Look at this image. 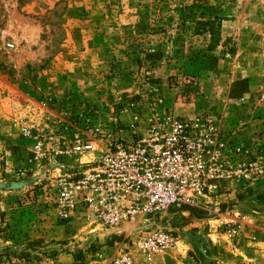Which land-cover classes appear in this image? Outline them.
I'll return each instance as SVG.
<instances>
[{
	"label": "rangeland",
	"instance_id": "rangeland-1",
	"mask_svg": "<svg viewBox=\"0 0 264 264\" xmlns=\"http://www.w3.org/2000/svg\"><path fill=\"white\" fill-rule=\"evenodd\" d=\"M206 21H212V37ZM155 98L176 115H210L224 141L237 148V165L264 169V0H0V264H73L59 262L69 230L55 227L63 222L57 225L42 208L38 176L28 171L20 136L26 112L35 120L44 109L85 110L128 123L133 113L145 117ZM230 181L196 217L228 212L245 193L264 190V174ZM178 215L160 222L175 245L151 261L135 255L134 264H264L259 234L237 243L235 237L230 251L208 242L207 254L199 256L187 237L197 227L181 229L193 218ZM245 219L240 224L264 233V221ZM44 230L48 245H41ZM112 242L96 238L84 264H105ZM20 252L28 259H18Z\"/></svg>",
	"mask_w": 264,
	"mask_h": 264
},
{
	"label": "built area",
	"instance_id": "built-area-1",
	"mask_svg": "<svg viewBox=\"0 0 264 264\" xmlns=\"http://www.w3.org/2000/svg\"><path fill=\"white\" fill-rule=\"evenodd\" d=\"M161 103L155 98L145 117L133 113L128 123L85 110L44 109L35 120L26 112L20 136L28 171L38 176L41 206L56 224L76 223L70 241L91 240L80 254L102 236L113 240L105 264H134L135 255L151 261L177 242L162 220L182 207L207 211L223 182L264 174L252 164L237 165V148L224 141L210 115H176ZM226 221L223 235L232 241L240 228Z\"/></svg>",
	"mask_w": 264,
	"mask_h": 264
},
{
	"label": "crops",
	"instance_id": "crops-1",
	"mask_svg": "<svg viewBox=\"0 0 264 264\" xmlns=\"http://www.w3.org/2000/svg\"><path fill=\"white\" fill-rule=\"evenodd\" d=\"M259 184L261 187L262 186L264 187V181L259 183ZM220 191H221V187H219V189H218V192H220ZM239 194H240V192H239ZM259 194H261V195H259ZM227 195L229 196L230 194H227ZM258 196H262V197L261 198L259 197V199H258ZM236 203L239 205L232 206L233 209L229 210L228 212L226 211V209H224L223 212L219 211L220 213H218L216 215L217 217L214 216L212 218L206 217V216L210 215L209 213L203 214V218L193 219L191 222H187V224H185L183 227H181V229L187 228L189 226L194 227V228L197 227V231L194 232V234H200L202 232L204 235L202 237H204L207 242H211L213 244V246H215L219 249H222L223 251H226V250L230 251L233 241H231V242L230 241H223V239H222V237L224 235L221 232V230H223V228H225L226 224L220 223L223 226L219 227L220 224L218 226H212L211 223L220 222L221 217L224 219L231 218L232 220L238 222L239 224H240V220L242 221L244 218H246L244 222H247L246 221L247 219H249V222H251L253 219H257V220L259 219V223L261 221H264V190H262L261 193L255 192V190L251 191L250 193H245L242 198H240L239 200L236 201ZM221 207L223 209V206H221ZM179 215L177 214V217ZM181 215L185 216V218H188L186 213H181ZM177 217H175L174 220ZM73 225L74 224L71 223L69 225L68 224L62 225V226L58 225L55 227L56 228H64L66 230H69V233L66 234V236H68V238H66V239L70 240L73 237L72 231L75 229V228H72ZM217 227H218V229H217ZM56 228L51 227L53 232H56ZM239 228H240L239 234L237 235V237L234 240V242L236 241V243L239 242L240 239H242V241H244V239H246L247 237L248 238H256L258 236L257 234H259V236H261L260 237L261 240H262V238L264 240V233L255 230L254 227H250V225H248L247 223L240 224ZM49 233H50L49 230H44L42 232V235L40 238L43 239V242L41 243V245H46V244L48 245V241H47L48 238L51 240V238L49 237L50 236ZM211 236H214L216 238V240L212 241L210 238ZM206 238H208V239H206ZM75 245L76 244L73 243L72 241H67V242H64L60 245L61 248H65L64 251H67V254L65 253V255H63V258L61 256V258H59V262L60 261H67V262L71 261L73 264H75V263L84 264L85 263L86 259H84L82 262L80 260H74L72 253H74L73 251H76L80 247V245H76V246ZM50 246L51 245L46 246L45 248H48ZM79 255H80L79 259H82L81 256L83 255V257H84L86 254H80L79 253ZM85 257H89V256H85ZM91 262H95V261L91 260ZM55 263H58V262L55 261Z\"/></svg>",
	"mask_w": 264,
	"mask_h": 264
},
{
	"label": "trees",
	"instance_id": "trees-1",
	"mask_svg": "<svg viewBox=\"0 0 264 264\" xmlns=\"http://www.w3.org/2000/svg\"><path fill=\"white\" fill-rule=\"evenodd\" d=\"M204 26H206L207 28L204 29L205 33L212 37L213 36V27H212V21H206L203 23ZM179 212L181 213H186L188 217L193 218V219H200L198 217H196L199 214V211L194 209V208H188V207H182L181 209H179ZM187 237L191 238V240H193L192 242V246L194 251L201 257H205V255L207 254V250L209 248V243L203 239L200 236H196L194 234H187ZM117 239V238H115ZM32 244V243H30ZM91 246L88 247V250H90ZM79 253H74L73 257L75 260H79ZM17 256L18 259H28L29 254L24 253V252H20ZM24 256V257H21Z\"/></svg>",
	"mask_w": 264,
	"mask_h": 264
}]
</instances>
